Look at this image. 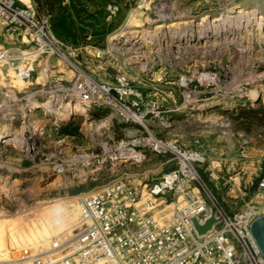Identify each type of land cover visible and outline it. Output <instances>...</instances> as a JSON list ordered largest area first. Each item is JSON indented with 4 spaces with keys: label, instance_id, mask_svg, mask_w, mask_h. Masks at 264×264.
<instances>
[{
    "label": "rangeland",
    "instance_id": "1",
    "mask_svg": "<svg viewBox=\"0 0 264 264\" xmlns=\"http://www.w3.org/2000/svg\"><path fill=\"white\" fill-rule=\"evenodd\" d=\"M113 7L106 40L76 47V69L45 56L21 65L0 59V129L14 133L0 138V264L59 259L64 247L53 243L77 229L81 195L153 183L190 161L224 200L241 176L242 142L264 153V127L244 128L229 115L264 102V0H114ZM222 13L231 17L216 22ZM190 18L195 23L169 25ZM2 43L31 49L16 38ZM90 77H125L139 89V122L119 104L82 100L78 86ZM47 100L77 107L47 112L37 106ZM169 204L159 210L169 214Z\"/></svg>",
    "mask_w": 264,
    "mask_h": 264
},
{
    "label": "built area",
    "instance_id": "2",
    "mask_svg": "<svg viewBox=\"0 0 264 264\" xmlns=\"http://www.w3.org/2000/svg\"><path fill=\"white\" fill-rule=\"evenodd\" d=\"M115 10L111 8L112 14ZM0 37L16 38L31 48L27 51L13 43L5 49L0 44V59L12 64L45 56L77 68L72 58L81 48L60 40L50 16L20 0H0ZM31 70L32 65L23 76L29 77ZM54 77L61 78L58 73ZM78 87L80 98L90 105L119 104L139 122L136 100L143 95L125 77H116L114 83L85 78ZM248 147L249 141L244 140L238 153L241 162ZM258 170L256 189L264 193V156ZM164 203L172 206L169 214L159 210ZM78 205L80 221L74 234L53 243L56 248L63 246L65 253L35 264H264V253L251 231L260 210L244 199L240 208L228 209L190 161H181L153 183L118 182L81 195ZM211 217L215 220L211 229L199 234L193 219L204 225Z\"/></svg>",
    "mask_w": 264,
    "mask_h": 264
},
{
    "label": "trees",
    "instance_id": "3",
    "mask_svg": "<svg viewBox=\"0 0 264 264\" xmlns=\"http://www.w3.org/2000/svg\"><path fill=\"white\" fill-rule=\"evenodd\" d=\"M62 1L35 0L36 9L51 16V27L60 40L72 47L103 41L102 35L113 26L115 15L108 19L107 7L114 5V0H68V4ZM89 35L92 39L87 41ZM229 115L235 122L242 121L244 128L264 127V102L240 106ZM220 200L227 207L221 197Z\"/></svg>",
    "mask_w": 264,
    "mask_h": 264
},
{
    "label": "crops",
    "instance_id": "4",
    "mask_svg": "<svg viewBox=\"0 0 264 264\" xmlns=\"http://www.w3.org/2000/svg\"><path fill=\"white\" fill-rule=\"evenodd\" d=\"M21 3L35 7V0H20ZM62 3L68 4V0H63ZM113 5H108L107 7V18L111 19L113 17L111 8ZM49 15V14H48ZM50 16V15H49ZM51 18V16H50ZM109 32H105L102 37L103 40H106L108 37ZM92 36L89 35L87 37V41L91 40ZM5 42V41H4ZM4 44V43H3ZM83 48H88V46H84ZM92 51V50H90ZM247 158L240 163V171L237 179H232L233 184L232 188L227 192L225 203L227 206L233 209L240 208L241 200H245V196L247 193H251L252 196L249 197L250 205L260 210V215L264 214V193L257 191L256 189V182H257V173L259 169V161L263 158L264 153L261 150H255L249 148L247 150ZM262 154V155H261ZM261 156V157H259ZM238 180V182H237ZM240 206V207H239Z\"/></svg>",
    "mask_w": 264,
    "mask_h": 264
},
{
    "label": "bare ground",
    "instance_id": "5",
    "mask_svg": "<svg viewBox=\"0 0 264 264\" xmlns=\"http://www.w3.org/2000/svg\"><path fill=\"white\" fill-rule=\"evenodd\" d=\"M209 17L210 16L207 15V14L202 16V19H201L202 22L206 21ZM229 17H231V16L222 13L220 16H218L215 19V21L216 22H222V21H224L223 19H226V18L228 19ZM228 21H230V20H228ZM192 23H195V20H192V18H190V20H182V21H179L177 24L173 23V24H169V25L174 26V25H185V24H192ZM199 24H202V23L200 22ZM161 27H165L164 24H159V26H157V28H161ZM230 27H231V25H230ZM237 28H238V25L236 26V24H234L233 27H232V31L236 32L235 29H237ZM205 31L207 32V30H205ZM205 31H204V34L206 33ZM232 31H231V33H232ZM181 36H178V38L181 37ZM37 106H39L40 108H42L43 110H45L47 112L59 113V114L60 113H63V114L64 113H69L72 108H76L77 107V105L74 104L73 102H70V100H66V101H64L62 103H57V102H54V101H51V100H47V101H44V102L37 103ZM7 135H14V133L9 132L6 128L5 129L4 128L0 129V138H4Z\"/></svg>",
    "mask_w": 264,
    "mask_h": 264
},
{
    "label": "water",
    "instance_id": "6",
    "mask_svg": "<svg viewBox=\"0 0 264 264\" xmlns=\"http://www.w3.org/2000/svg\"><path fill=\"white\" fill-rule=\"evenodd\" d=\"M214 222V218L211 217L204 225H200L197 219H193L194 226L199 234H204L209 231ZM251 231L258 247L262 253H264V214L260 215L253 221L251 225Z\"/></svg>",
    "mask_w": 264,
    "mask_h": 264
}]
</instances>
